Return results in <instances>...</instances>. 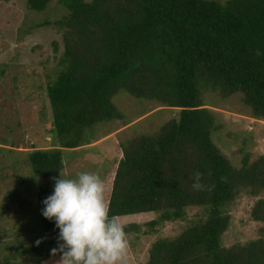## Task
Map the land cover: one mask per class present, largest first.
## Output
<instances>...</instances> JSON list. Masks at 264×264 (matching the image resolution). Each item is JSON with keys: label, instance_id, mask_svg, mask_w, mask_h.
I'll list each match as a JSON object with an SVG mask.
<instances>
[{"label": "trees", "instance_id": "1", "mask_svg": "<svg viewBox=\"0 0 264 264\" xmlns=\"http://www.w3.org/2000/svg\"><path fill=\"white\" fill-rule=\"evenodd\" d=\"M48 2L29 0V7L44 11ZM60 3L69 13L53 24L63 32L64 50L47 92L49 131L63 149L77 148L92 126L122 118L114 102L122 89L179 109L159 134L120 144L102 179L109 213L126 235L149 214L157 213L154 223H164L187 220L188 208L201 209L180 235L156 240L146 264H264V238L223 243L230 206L242 193L258 197L251 217L264 223V156L251 161L245 155L235 167L213 141L217 126L203 101L208 91L222 98L240 94L252 116L264 120V0ZM62 151L30 153L34 175L57 176ZM52 192L44 188L41 209ZM43 221L52 237L32 247L38 264L61 258L52 254L59 230L44 216Z\"/></svg>", "mask_w": 264, "mask_h": 264}, {"label": "rangeland", "instance_id": "2", "mask_svg": "<svg viewBox=\"0 0 264 264\" xmlns=\"http://www.w3.org/2000/svg\"><path fill=\"white\" fill-rule=\"evenodd\" d=\"M68 13L60 0H50L44 11L30 8L29 0H0V264H38L39 256L32 247L52 237L43 227L40 203L44 188L54 190V180L27 176L34 175L30 153L62 149L61 171L66 177L86 171L104 179L115 164L120 144L142 134H159L178 118L179 109L136 98L122 89L114 97L122 118L92 126L77 148L63 149L49 131L53 112L47 87L57 77L64 50L63 32L53 22ZM49 21L52 23L47 24ZM203 101L217 126L213 141L235 167L242 165L245 155L251 161L264 156V120L252 116L240 94L222 98L208 91ZM257 199L242 193L230 206L232 219L224 235L225 245L264 238V223L251 217ZM200 212V208H188L187 220L164 223H154L157 213L147 215L139 221L137 231L126 235V264H146L156 240L180 235L189 218ZM60 259L43 264H58Z\"/></svg>", "mask_w": 264, "mask_h": 264}, {"label": "clouds", "instance_id": "3", "mask_svg": "<svg viewBox=\"0 0 264 264\" xmlns=\"http://www.w3.org/2000/svg\"><path fill=\"white\" fill-rule=\"evenodd\" d=\"M53 180L54 190L42 201L41 214L59 230L58 247L52 249L53 255L61 254L58 264H126L125 226L109 213L102 179L86 171L68 178L61 171Z\"/></svg>", "mask_w": 264, "mask_h": 264}]
</instances>
